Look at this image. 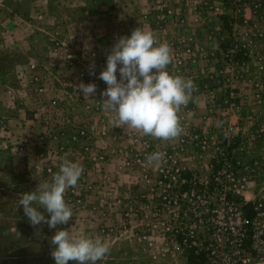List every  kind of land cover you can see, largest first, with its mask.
<instances>
[{"label":"rangeland","instance_id":"rangeland-1","mask_svg":"<svg viewBox=\"0 0 264 264\" xmlns=\"http://www.w3.org/2000/svg\"><path fill=\"white\" fill-rule=\"evenodd\" d=\"M227 2V6L238 3ZM143 3L144 0H0V264H55L50 241L61 228L106 242L110 253L97 264H187V251L176 241L177 233L193 236L200 246L212 248L216 256L211 260L213 264L239 262L234 227L240 220L235 200L264 198V96L260 98L258 114L262 123L258 132L259 158L248 155L251 147L246 141L242 149L230 155L226 147L220 146L224 133L232 135L234 128L240 130L236 138L239 140L257 134L252 131L254 124L245 133L237 123L233 129L195 132L189 140L171 146L179 155V169L190 170L198 181L189 193L181 191L176 178L161 176V163L155 165V171L148 167L141 170V166L145 167L143 160L127 158L110 176L107 164L111 161L105 155L100 160L95 140H84L78 133L85 123L80 104L70 113L51 118L43 115L45 102L55 92L69 91L61 83L86 67L84 55L98 54L99 49L89 44L95 39L114 41L121 27L128 29L138 22L137 13L145 8ZM186 3L196 4L199 11L230 9L213 0H199L200 5L193 0L152 2L158 12L170 11L169 19L184 15ZM249 13L246 8L248 16ZM173 24L169 22V32ZM184 25L188 26L186 19ZM260 25L264 26L263 20ZM263 48L258 54L263 57L261 63L256 53L249 51L251 57L242 68L228 67L225 77L218 79L217 85L223 90L239 92L237 105L244 91L264 95ZM192 71L189 69V73ZM94 81L97 84L95 77ZM216 157L222 164L213 172L211 159ZM63 159L78 162L84 169L77 185L65 194L74 217L55 229L46 224L33 227L18 205L20 195L34 191L39 182L51 181ZM39 210L49 216L45 209ZM263 224L264 221L261 247L255 244L256 249L261 248V263L255 260L257 264H263L264 259ZM259 237L256 233V241Z\"/></svg>","mask_w":264,"mask_h":264},{"label":"clouds","instance_id":"clouds-1","mask_svg":"<svg viewBox=\"0 0 264 264\" xmlns=\"http://www.w3.org/2000/svg\"><path fill=\"white\" fill-rule=\"evenodd\" d=\"M172 60L170 45L159 41L151 31L137 27L131 35L116 39L107 54L106 67L98 77L107 85L100 92V101L105 111L113 113L109 118L112 127L136 130L163 141L183 134L180 112L192 100L197 86L192 79L168 71ZM89 74L95 75L94 64L90 65ZM77 92L84 97H95L97 85L80 82ZM163 156L157 151L148 154L145 160L149 165H158ZM83 171L82 164L63 159L51 181L39 182L34 191L20 195L18 205L31 226L46 224L55 229L57 225L68 224L74 215L65 194L77 185ZM50 242L54 246L51 256L55 264H69V261L97 264L110 253V246L101 238L73 235L68 229L55 231Z\"/></svg>","mask_w":264,"mask_h":264},{"label":"crops","instance_id":"crops-1","mask_svg":"<svg viewBox=\"0 0 264 264\" xmlns=\"http://www.w3.org/2000/svg\"><path fill=\"white\" fill-rule=\"evenodd\" d=\"M153 1L154 0H144L145 8H143L141 13H137L139 18L138 22L135 25L130 26L128 29L121 27L119 34L116 36L114 41H107L105 39L98 41L95 39L96 41L89 44L91 48L99 49L96 57L89 52L84 55L87 57L86 64L89 67L92 64L95 65V75L93 76L97 82V93L93 98L98 103L96 111L94 112V117L90 120H84L85 123L83 124V128L89 132V140H95L93 141V144L97 147V151L99 150L100 153L108 158V161H111L107 164V171H109L110 176L116 171L117 165H124L125 160H127V158H132L133 156H139L140 159L144 161L146 168L141 166V170H147L148 167L152 171H155V165L147 164L145 160L147 153L141 149L139 142H137V140H140L142 137L151 141H156L162 145L166 144L173 146L177 145L179 141L189 140L195 132L197 134H204L209 131L216 132V129L221 127L232 128L234 123L242 125L244 133L248 131L251 124H254L252 131L259 132L261 130L262 123L261 120H259L260 115L258 114L261 113V106H259V104H261L260 98L264 95L261 93L252 94L249 90L246 91L249 94L248 95L244 91L245 94H241L240 105L237 107H224L222 105V97L225 90H223V86L216 84L213 86L212 93L215 98L213 100L214 103H209L208 96L205 94L193 93L190 103L187 107L181 109L180 118L184 132L177 139L163 141L150 136H144L136 130H125L122 127L111 126L109 118L113 115V113L105 111L101 107L100 101V99H102L100 92L106 89L107 85L103 80L98 78L100 72L106 67V57L109 52L107 49L109 48V50H111L113 44L119 36L131 35L132 30L137 27L145 31H151L154 35L157 33V18L162 12L155 10V7H153L152 4ZM165 1L170 3L171 0ZM188 4L187 8H185L184 18L186 19L189 27L183 30V34L191 39L197 49H200L204 53L209 50L217 49L221 42L233 40L238 45H242L244 49L261 54L260 45L250 44L251 37L249 33L250 23L255 21L253 23L260 25L261 20H259V18H255L251 12L248 16L246 14V8L248 7L244 8V15L246 19L245 24H236L235 17L237 14L234 13L232 9L227 11H199L196 10L195 5L192 3ZM221 14H225V16H227V20L230 24V30L224 28L223 21L220 18ZM193 70L194 71L191 75L184 74L180 76L190 79L191 77L203 78L212 82L214 76L216 75V65L214 64V60L209 57L201 58L198 61L197 66H193ZM117 77L119 78V71H117ZM251 102L254 104L253 106H251ZM245 141L246 144L251 147L247 151L248 155H251L250 157L252 158H259V156H261L260 135H247V140ZM124 175L127 176V174Z\"/></svg>","mask_w":264,"mask_h":264},{"label":"built area","instance_id":"built-area-1","mask_svg":"<svg viewBox=\"0 0 264 264\" xmlns=\"http://www.w3.org/2000/svg\"><path fill=\"white\" fill-rule=\"evenodd\" d=\"M236 1L238 3L232 4V6H227V0H213V3L220 2L225 7L232 9V11L237 14L235 17L236 24H245V12H243L245 7L249 8V12H251V14L255 16V18H259V20L264 21V3H262L263 0H249L248 2L244 3H242L243 0ZM193 2L199 3V0H193ZM245 4L246 6H244ZM214 9L217 10V6H215ZM169 18H172L170 16V11L162 12L160 16H158V25L156 28L157 33L155 34L156 38L159 41L166 42L172 49L173 60L172 63L168 66V71L177 75H191L193 71L189 73V69L192 68L193 70V66H197V63L201 58L209 57L213 59L214 64L216 65V75L214 76L212 82L203 78L191 77V79L197 86V91H195L194 93L205 94L206 96H208L209 103H212L215 99L214 95H212L213 86L220 83V80L218 79H223L225 77V69H227L228 67L242 68L251 57L249 50L244 49L242 45H238L233 40H230L229 46L225 50L221 47H218L215 50H209L203 53L200 49H197V47L194 45V43H192L189 37H186V35L183 34V30L189 27L184 25V15L179 14V16H176L173 19ZM169 22L174 23L172 32L168 31ZM253 22L255 21H252L249 27V33L251 37L250 44L260 45L263 48L264 26L257 25ZM238 53H241L240 59L235 58V55ZM255 57L257 58V61L261 63L263 57L261 55L258 56L257 53ZM80 82H83L85 84L95 83L94 76L89 74L88 65H86L85 68L79 71L76 77H74L73 79L70 78V80H64L61 83L63 88H70L69 91L55 92V95L45 102V105L43 106V109H45V114L43 115L51 118L52 116H57L61 113H70L75 111L77 109L76 107H78V105L80 104L84 116L83 118L85 120L92 119L94 117V112L96 111L98 102L94 100L93 97H84L82 94L77 92V87ZM239 99L240 94L236 90H225V93L222 97V105L224 107H237ZM230 129H233V127ZM78 133L84 140L90 139L89 132L86 129L81 128ZM232 133L233 134L230 135L229 132H226V134L224 133V136L227 145L232 142H237L236 147L232 149L233 152L231 154H234L236 151L243 148V146L241 145L245 142V140H234L237 137H240V130L234 128L232 130ZM257 134L260 133L257 132ZM137 142H139L141 149L144 150L147 155L157 151L163 153V160L161 161V166H159L158 168L159 173L164 178L172 176L173 178L177 179V182H179V172L184 169H179L178 167L179 155L177 151H175L169 145H162L160 143H157L156 141L145 139L144 137H142L140 140H137ZM219 153L222 154V151L220 150ZM97 156L100 160L104 159V155L102 153H99ZM218 157L221 159V155H219ZM218 157L215 158L216 163L219 161ZM133 160L141 161L139 156H133ZM192 174V178L196 180V178H194V173ZM182 182H184V180H181V182H179V185ZM190 188H192V186ZM251 202L254 217L249 221L248 228H244L239 231L236 227H234V229L237 230V233L234 235V241L237 245V253L239 254V256H241L239 258L241 264H257L256 262H254L255 260H258L261 263V248L256 249L255 244L261 247V222L264 221V198L252 200ZM239 220V227L241 226V224H244L245 227L247 224V220L242 218L240 210ZM254 225H259V227H254ZM262 227H264V224L262 225ZM255 229H259L258 232H255ZM249 231L252 232L251 243L247 246H242L243 241L248 238ZM256 233L258 234V236H260L257 241ZM192 237L193 236H190V239H193ZM193 242L195 245H197L195 241ZM262 263L264 264V259L262 260Z\"/></svg>","mask_w":264,"mask_h":264},{"label":"trees","instance_id":"trees-1","mask_svg":"<svg viewBox=\"0 0 264 264\" xmlns=\"http://www.w3.org/2000/svg\"><path fill=\"white\" fill-rule=\"evenodd\" d=\"M220 18L223 21L224 28L230 30V24L227 20V16H225V14H221ZM229 43H230V41L221 42L219 44V47H221L222 49L225 50L229 46ZM235 58L240 59L241 53L236 54ZM234 140H239V139H234ZM236 145H237V142H232L229 145H227L225 140L220 141V146L226 147V150L228 151V155H230L232 153V149L234 147H236ZM232 162H233V164H235L234 160H232ZM211 163H213L212 164L213 172H216L217 170H219V168L221 167V164H222L221 161L219 163H216L215 160H213V159H211ZM192 175L193 174L190 170H182L179 172V182H181V180H184V182L180 183V188L185 193L189 192V188L193 184L196 185L198 183L196 180H194L192 178ZM235 202L239 205V210L241 212L242 218L247 220V224L245 227H244V224H241L240 227L236 226V228L239 231H241V229L248 228L249 221L254 217V212L252 210V202L251 201H243L241 198H237L235 200ZM211 230H213V229H211ZM251 235H252V232L249 231L248 232V238L243 241L242 246H247L251 243ZM176 241L180 245H184L185 250L187 251V255H186L187 264H213V262L211 260L215 259L216 256H215L212 248H209L208 246L203 247V246H200L199 244L195 245L193 240L190 238H187L184 233H183V235L178 233L176 235ZM237 264H241L240 261L237 262Z\"/></svg>","mask_w":264,"mask_h":264}]
</instances>
